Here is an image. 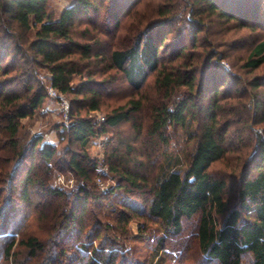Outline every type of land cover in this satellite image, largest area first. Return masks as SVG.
Listing matches in <instances>:
<instances>
[{
	"label": "trees",
	"instance_id": "obj_1",
	"mask_svg": "<svg viewBox=\"0 0 264 264\" xmlns=\"http://www.w3.org/2000/svg\"><path fill=\"white\" fill-rule=\"evenodd\" d=\"M186 2L68 0L57 11L0 0V264H165L171 251L264 264V75L243 81L207 36L229 22L264 29V0ZM262 65L264 36L241 67ZM41 69L69 102L56 144L42 133L20 142L21 120L47 96ZM190 127L180 161L176 131ZM106 134L96 173L88 143ZM68 171L73 187L52 184Z\"/></svg>",
	"mask_w": 264,
	"mask_h": 264
},
{
	"label": "rangeland",
	"instance_id": "obj_2",
	"mask_svg": "<svg viewBox=\"0 0 264 264\" xmlns=\"http://www.w3.org/2000/svg\"><path fill=\"white\" fill-rule=\"evenodd\" d=\"M183 1L186 2V0H183ZM50 3L55 8V10L59 11L68 5V0H50ZM263 18L264 16L261 14L259 17V20ZM216 25H213V24L209 25V27L211 26L209 29H212ZM216 27L217 29L213 30L210 35H207L208 39L211 38V41H209L210 42L209 45H211V48L215 52H222L223 54L227 55V57H225L223 61V64L226 67V69L227 70L231 69V67L228 65V62L231 61L232 63H234L235 65L232 71L236 72L241 77V79H243V81L248 80L250 77L255 76V75H264V65H262L259 69L253 72H247L241 67L242 62L245 60V58L249 54V51L252 45L254 44V41L264 36V29H261L260 27H257V29H250L246 27L239 28L237 24L231 23V22L222 23L221 25H217ZM210 32L211 31H209V33ZM216 33H219V34H216ZM212 34H216V35L211 36ZM201 36H204V33H200L198 36L199 37L198 39H200ZM212 39H214L213 44L211 43ZM208 46L207 47L205 46V48L208 49ZM39 77L44 83L45 88H46L51 78L49 72L46 71L45 69H41L39 70ZM243 81L241 80V83ZM235 83L237 84V86H241V84H239L237 81L232 79V84H235ZM64 98L68 102V99L65 96ZM109 101L113 103V102H117L120 100H117V101L109 100ZM248 105L249 106L251 105L249 100H248ZM42 108H45V110H42ZM92 114H95L96 116L100 118L101 116L104 115V112L100 110V111L92 112ZM66 120L63 118V114L59 109L58 101L55 99H50L48 98V96H46L42 107L37 113L34 114L32 118L28 117V118H24L21 120V128L19 131V134L21 137L20 142H23L24 138H29L32 135L42 133L43 137L46 140H49L50 142L56 144L57 135L52 125L55 123L66 121ZM190 131H191V127L188 128V130L178 129L176 131L175 140L178 141L179 145L175 149L176 150L178 149L179 153L171 152V155L173 157L176 156L180 161H183L184 154L188 150H190V148L192 147V141H189L188 139V132ZM256 131L262 132L260 128H257ZM109 137H110L109 134L101 135V136L93 138L88 143V149L91 155L95 158H98L99 163H100L98 164L96 173H99V170H102V169L107 171V167L102 163V158H103V145ZM235 142L236 141H234V143ZM172 146L169 148V150L172 148ZM220 166H221V163L216 165V167H220ZM20 173L16 175L17 179L20 177ZM95 181L100 186L107 187L108 184L112 183L114 180L110 176L107 177L106 180H102L97 176L95 177ZM51 182L52 184L67 190L73 187L75 183V178H74V175L69 171L64 172V173L55 172L52 176ZM14 216L15 214L13 215V217ZM130 226L135 231L137 224L132 221L130 223ZM16 237L18 238L17 233H16ZM180 239H181L180 235L176 236L175 238L172 239V242L175 244H178L180 242ZM171 253L174 254L173 257L169 259L168 261H166L165 264H191L190 260H186L184 262H178L176 255L179 254V252L171 251ZM9 260H12V257ZM10 262L11 261H8V263ZM210 264H216V263L211 262Z\"/></svg>",
	"mask_w": 264,
	"mask_h": 264
},
{
	"label": "built area",
	"instance_id": "obj_3",
	"mask_svg": "<svg viewBox=\"0 0 264 264\" xmlns=\"http://www.w3.org/2000/svg\"><path fill=\"white\" fill-rule=\"evenodd\" d=\"M47 96L50 99H55L58 101L59 109L63 114V118L66 120L68 118L69 114V104L64 98L63 94L59 92L51 83V79L49 81V84L46 87ZM42 110H45V108H42ZM100 119H103V116L100 117ZM106 171L104 169L99 170V173H105Z\"/></svg>",
	"mask_w": 264,
	"mask_h": 264
},
{
	"label": "crops",
	"instance_id": "obj_4",
	"mask_svg": "<svg viewBox=\"0 0 264 264\" xmlns=\"http://www.w3.org/2000/svg\"><path fill=\"white\" fill-rule=\"evenodd\" d=\"M53 139V138H52ZM54 140V139H53Z\"/></svg>",
	"mask_w": 264,
	"mask_h": 264
}]
</instances>
